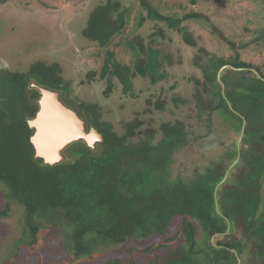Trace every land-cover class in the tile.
Listing matches in <instances>:
<instances>
[{"label": "trees", "instance_id": "1", "mask_svg": "<svg viewBox=\"0 0 264 264\" xmlns=\"http://www.w3.org/2000/svg\"><path fill=\"white\" fill-rule=\"evenodd\" d=\"M187 1L195 7L210 0ZM253 1V12L264 17V0ZM160 2L101 0L88 12L81 36L97 50L93 68L79 85H102L101 102L66 97L74 79L57 62L36 60L23 72H0V184L5 200L0 220L10 217L12 206L24 210L21 237L10 248L14 259L23 249H51L46 241L52 238L56 255L63 251L61 264H77L119 247H124L126 260L114 257L104 264H135L129 261L134 241L146 244L138 250L143 255L155 248L152 241L172 248L166 260L177 249L185 256L181 264H264V65L242 58L256 43L264 49V29L243 25L248 38L241 43L205 14L194 9L181 16L168 14ZM258 6L263 7L259 13ZM192 22H203L210 43L217 41L231 53L198 47L185 25ZM152 24L155 30L146 39L137 33ZM173 41L194 49V55L188 60L179 50L176 55ZM119 51L131 63L121 60ZM136 78L151 87L174 81L165 90L171 96L146 97L145 108L123 121L114 114L113 98L121 88L133 101L143 100L135 92ZM182 81L193 87L194 117L156 122L152 115L166 112L168 104L177 109L190 104ZM38 87L59 92L87 130L96 129L103 141L94 147L83 140L69 145L64 160L54 166L36 157L28 121L39 110ZM213 115L227 123L233 140L219 143L220 150L211 147L215 138L201 144L206 166L197 168L195 156L185 159L197 171L190 168L186 179L175 177V154L190 147L203 126L195 120L206 117L204 124L211 129Z\"/></svg>", "mask_w": 264, "mask_h": 264}, {"label": "rangeland", "instance_id": "2", "mask_svg": "<svg viewBox=\"0 0 264 264\" xmlns=\"http://www.w3.org/2000/svg\"><path fill=\"white\" fill-rule=\"evenodd\" d=\"M100 1L0 0V72L7 70L23 72L27 69L29 63L36 60H42L47 63L57 62L66 68V77H72L74 79L72 85H70L71 87L65 92L66 97L76 102H101L102 96L100 90L102 85L96 83L92 86L84 85V87H80L79 85V82L86 77L88 71L93 68L92 58L95 56L97 50L95 45H90L89 42L83 40L81 32L86 23L88 12ZM158 1H161L160 4H166L164 5V11L168 14L181 16L183 13L193 9L205 14L213 25L218 26L226 35L234 40L241 41V43H247L248 38V34L243 35L242 33L243 25H250L253 30L260 31L264 29V17H257V13L253 12L257 7L255 5L252 8L254 4L253 0H210L209 2H202L195 7L189 5V1L187 0ZM258 8L257 12L259 13L263 7L260 8L258 6ZM185 25L193 33L198 47H205L207 51L218 54L226 53L229 55L231 53L217 41H211L210 43V40L207 38L209 36L208 29L203 22L201 25L197 22L187 23ZM153 30H155L153 24L146 25L137 33L146 39ZM166 32L169 34L167 28ZM172 43L175 47L172 51L175 53V51L179 50L180 53L184 54L186 60L195 53L194 49L187 48L182 43H175L174 41ZM259 44L257 45L256 43L246 48L242 53V58L263 66L264 49L261 48V50ZM118 54L121 60L131 63L129 56L125 55L124 52L119 51ZM3 67L5 68L3 69ZM184 67V72L186 73L187 65ZM179 73L180 75L182 74L180 69ZM173 83L174 81L169 83L164 82L155 87H151L147 81L136 78L135 92L140 94L139 99L143 100L137 103L132 98L124 96L121 88H119L113 98L114 109H116L114 114H117V118L123 119V121L132 120L135 112L139 113L145 108L142 102L146 97H153L154 95L156 99L158 96L169 98L171 94L168 95L165 90ZM182 83V88L186 90L184 97L189 98L190 104L181 109H177L172 105L171 108L170 104H168L166 112L161 115H152L156 122L175 121L176 119L180 121L181 118H185L188 115H193L194 117L195 108L193 99L191 98L193 87L186 81H182ZM180 91L178 90V92ZM171 109L175 112L171 113ZM205 118L201 121L195 120L196 125L198 122L200 126L203 125L201 128H197L198 139H196L197 136L192 137L190 142L191 146L175 154V164L173 165L175 177H184L186 179L192 174L190 172V168L192 167H190V164H186V161L184 162L185 159L190 158L193 161V157L195 156L196 158L194 157V160L198 161V163H195L198 165L197 168L201 165L206 166L207 159H200V155L207 154V151H205L206 147H199L201 144L206 145L210 143L211 138H215L217 142L211 143V147L217 149L219 143L225 141L226 144H229L233 140L232 133L229 134L226 132L225 126H227V123L222 125L217 116L213 115L212 127L208 129L204 124ZM190 121L192 122L194 120L191 119ZM240 141L238 144H240ZM200 150L202 151L200 152ZM192 169L197 171L196 168ZM3 192V187L0 184V206H3L5 203ZM23 213L24 210L22 208L12 206L10 217L0 220V264H61V261L64 260L63 251L61 254L56 255L58 253L55 251V244L52 238L46 241V245L51 246V249L43 247L44 249L42 248L40 252L35 251L34 248L30 249L31 252L23 249L16 259H14V255H11L10 248L14 244V240L21 237L23 228L20 226V222L23 219ZM170 233L172 234V232ZM219 241H221L220 238ZM132 244L135 253H132L134 255L129 261L134 260L136 262L135 264H181L185 259L181 251L173 249V253L169 257L170 259L166 260V256L169 255L168 250L172 248H160L156 241L150 242L151 246L155 248L145 255L138 252V250L146 246L145 243L134 241ZM123 248H114L106 254L98 255L93 259L85 260L77 264H104L114 257H122L126 260V253Z\"/></svg>", "mask_w": 264, "mask_h": 264}, {"label": "water", "instance_id": "3", "mask_svg": "<svg viewBox=\"0 0 264 264\" xmlns=\"http://www.w3.org/2000/svg\"><path fill=\"white\" fill-rule=\"evenodd\" d=\"M38 89L41 95L39 110L28 121L30 128L34 129L31 142L36 157L41 158L45 164L54 166L64 160L63 151L69 145L83 140L94 147L103 141V136L96 129L87 130L86 122L61 100L59 92L41 87Z\"/></svg>", "mask_w": 264, "mask_h": 264}]
</instances>
